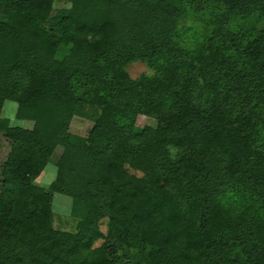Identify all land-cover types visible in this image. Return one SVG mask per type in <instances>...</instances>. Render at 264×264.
Segmentation results:
<instances>
[{
    "label": "trees",
    "instance_id": "16d2710c",
    "mask_svg": "<svg viewBox=\"0 0 264 264\" xmlns=\"http://www.w3.org/2000/svg\"><path fill=\"white\" fill-rule=\"evenodd\" d=\"M0 131V264H264V0H0Z\"/></svg>",
    "mask_w": 264,
    "mask_h": 264
},
{
    "label": "rangeland",
    "instance_id": "374dc122",
    "mask_svg": "<svg viewBox=\"0 0 264 264\" xmlns=\"http://www.w3.org/2000/svg\"><path fill=\"white\" fill-rule=\"evenodd\" d=\"M61 7V4L56 5V9L52 14L50 21L48 22L49 26L52 25L57 17L58 9ZM129 76L132 79L138 78L142 75H152L144 63L133 62L126 68ZM16 104L10 101L5 102L2 117L7 118L11 125L21 126V127H31L30 122L19 121L15 118ZM136 125L138 127H154L155 121L146 116H138L136 119ZM92 128V122L80 117H74L70 123L69 131L72 134L78 136H87L89 131ZM10 145L9 142L5 139L3 132L0 131V164H2L9 153ZM78 160L72 157L59 156L57 157L55 163L48 164L44 169L43 173L34 181V184L43 189H48L49 185L53 182L56 176V171L59 168L74 171L78 167ZM132 173V171H129ZM52 209L54 212V227L63 231L74 232L77 224V220L71 217V199L65 195L54 194L52 201ZM100 229L105 234L107 231V221L102 220L100 223ZM103 241H98L95 246H99ZM124 247H118L117 254L115 256L118 264L124 263Z\"/></svg>",
    "mask_w": 264,
    "mask_h": 264
}]
</instances>
